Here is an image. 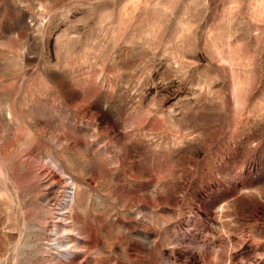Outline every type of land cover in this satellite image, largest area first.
Returning a JSON list of instances; mask_svg holds the SVG:
<instances>
[{"label": "rangeland", "instance_id": "1", "mask_svg": "<svg viewBox=\"0 0 264 264\" xmlns=\"http://www.w3.org/2000/svg\"><path fill=\"white\" fill-rule=\"evenodd\" d=\"M0 264H264V0H0Z\"/></svg>", "mask_w": 264, "mask_h": 264}, {"label": "bare ground", "instance_id": "2", "mask_svg": "<svg viewBox=\"0 0 264 264\" xmlns=\"http://www.w3.org/2000/svg\"><path fill=\"white\" fill-rule=\"evenodd\" d=\"M3 112V111H2ZM10 114V113H9ZM8 114V117L10 118L11 117V114L9 115ZM21 152H20V154L22 153V152H24V151H27L28 150V145L27 144H25L24 142L22 143L21 142Z\"/></svg>", "mask_w": 264, "mask_h": 264}]
</instances>
